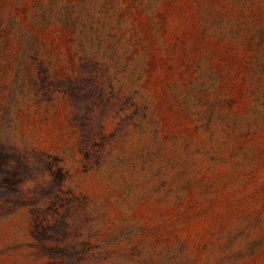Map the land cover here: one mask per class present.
<instances>
[{
  "label": "rangeland",
  "instance_id": "1",
  "mask_svg": "<svg viewBox=\"0 0 264 264\" xmlns=\"http://www.w3.org/2000/svg\"><path fill=\"white\" fill-rule=\"evenodd\" d=\"M0 264H264V0H0Z\"/></svg>",
  "mask_w": 264,
  "mask_h": 264
}]
</instances>
